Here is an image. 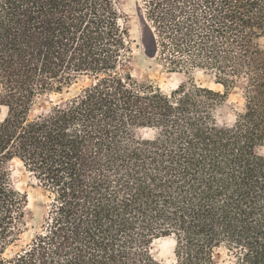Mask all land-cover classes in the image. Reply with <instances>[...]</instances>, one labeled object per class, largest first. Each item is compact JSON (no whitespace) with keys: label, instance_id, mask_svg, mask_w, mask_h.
<instances>
[{"label":"trees","instance_id":"16d2710c","mask_svg":"<svg viewBox=\"0 0 264 264\" xmlns=\"http://www.w3.org/2000/svg\"><path fill=\"white\" fill-rule=\"evenodd\" d=\"M117 4L0 0V264H163L162 237L175 264H264V0H143L152 52L173 72H213L224 93L135 77ZM239 84L243 105L221 123ZM14 160L49 196L31 227Z\"/></svg>","mask_w":264,"mask_h":264},{"label":"rangeland","instance_id":"374dc122","mask_svg":"<svg viewBox=\"0 0 264 264\" xmlns=\"http://www.w3.org/2000/svg\"><path fill=\"white\" fill-rule=\"evenodd\" d=\"M117 7L122 17L120 22L129 30L132 53L128 69L135 77L142 81L157 85L166 92H171L176 89L180 83L188 81L191 77L194 78L196 82L205 86L221 91L222 93L226 92L224 85L216 82V77L213 72L205 70H193L189 74L185 72H173L163 64L158 54L152 52L156 47V39L153 28L145 17L143 0H118ZM85 83L86 82L81 81L74 86L71 89L72 94ZM70 95L71 94L68 92L63 94L47 93L41 95L36 98L31 114L36 116L46 113L54 104L63 102ZM242 105V85L239 84L237 87L228 91L226 100L219 107L218 117L220 122L228 124L234 122L237 111L241 109ZM7 114L8 108L0 104V120H3ZM154 133V130L151 129L138 131V134L145 137H153ZM7 169L13 185L23 194L27 195L28 203L25 212L27 220L29 221V226L31 227L38 221H41L45 216L50 202L49 196L33 175L24 168L20 161H12L7 166ZM32 215L34 219L31 220ZM34 232V229L28 230L24 234V239L28 240ZM171 238L172 237L165 239L162 237L152 245L154 257L163 264L176 263V242ZM224 257L225 253L223 252V258ZM226 264H228V262Z\"/></svg>","mask_w":264,"mask_h":264},{"label":"bare ground","instance_id":"6f19581e","mask_svg":"<svg viewBox=\"0 0 264 264\" xmlns=\"http://www.w3.org/2000/svg\"><path fill=\"white\" fill-rule=\"evenodd\" d=\"M163 238L166 239V238H169V237H163ZM160 239H161V238H158V239H156L155 241H158V240H160ZM171 239H172V238H171ZM173 240H174V239H173ZM155 241H154V242H155ZM165 242H166V241H165ZM159 243H160V242H159ZM153 244H154V243H153ZM172 245H173V244H172Z\"/></svg>","mask_w":264,"mask_h":264}]
</instances>
